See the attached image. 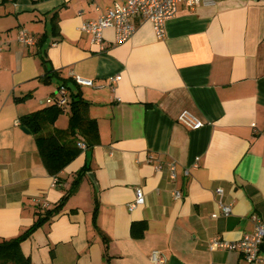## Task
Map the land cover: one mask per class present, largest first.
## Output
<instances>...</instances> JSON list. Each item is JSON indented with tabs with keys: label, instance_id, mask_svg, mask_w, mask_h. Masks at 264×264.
<instances>
[{
	"label": "crops",
	"instance_id": "crops-1",
	"mask_svg": "<svg viewBox=\"0 0 264 264\" xmlns=\"http://www.w3.org/2000/svg\"><path fill=\"white\" fill-rule=\"evenodd\" d=\"M122 1L0 0V241L31 229L84 168L60 212L20 243L28 264H155L153 251L163 264H250L209 242L237 241L252 216L264 221V0L181 5L162 39L134 19L124 43L104 29L100 50L80 27ZM53 71L73 87L71 73L92 81L78 88L99 134L56 176L21 124L56 96L57 79L44 78ZM67 126L63 113L50 129ZM136 188L144 203L130 211ZM133 223L144 224L141 237Z\"/></svg>",
	"mask_w": 264,
	"mask_h": 264
},
{
	"label": "built area",
	"instance_id": "built-area-1",
	"mask_svg": "<svg viewBox=\"0 0 264 264\" xmlns=\"http://www.w3.org/2000/svg\"><path fill=\"white\" fill-rule=\"evenodd\" d=\"M204 1L205 0H123L121 3H115L113 6L106 8L97 19L84 22L81 25L80 30L87 33L90 36L91 42L98 45L100 50L104 49L102 38V32L104 29L114 28L115 43L121 44L127 41L134 33V19L149 21L153 25L156 37L162 39L165 35V21L175 16L179 6L183 5L191 10L198 7ZM17 39L25 45H31L34 43L32 37L23 31L18 33ZM70 77L74 83L79 86L93 85L91 80L82 79L72 73L70 74ZM117 80L118 77L112 79V81ZM67 94L66 87L60 85L57 88L56 96L47 99L45 103H56L58 106H64L67 103ZM181 121L192 129H198L202 126V122L196 121L187 115H183ZM18 124L19 123L16 122V125ZM77 146L82 151L87 149V146L82 141H78ZM151 160L152 157L149 158V161ZM169 166L170 178L175 179V166L174 164H169ZM196 166L197 164L195 163L194 167ZM185 173L187 174L188 171H185ZM54 182H56V179ZM215 193L217 196H221L223 192L221 188H217ZM172 197L174 200L179 199L181 197L180 191H174ZM143 203L144 194L140 188H136L135 199L127 205L128 210L131 211ZM230 213L231 207L227 204L220 203V214L223 216H229ZM217 216V214L212 215L214 218ZM251 219L254 224L251 233L245 234L241 239L232 242L225 241L220 237L213 238L209 242L210 250L220 249L236 251L250 264H264V221H261L256 216H252ZM150 260L155 264L164 263V258L157 251H153L150 254Z\"/></svg>",
	"mask_w": 264,
	"mask_h": 264
},
{
	"label": "trees",
	"instance_id": "trees-1",
	"mask_svg": "<svg viewBox=\"0 0 264 264\" xmlns=\"http://www.w3.org/2000/svg\"><path fill=\"white\" fill-rule=\"evenodd\" d=\"M44 78L57 79L60 85L67 89V103L58 106L56 103H45L42 109L24 115L21 124L28 128L35 137L42 161L48 172L58 175L72 160H74L81 149L77 142L82 141L87 148L99 143V134L96 120L89 116V103L82 97L78 85L70 83V79L62 78L58 72L53 71L44 75ZM59 85V86H60ZM66 113L68 115V126L65 129L51 128L58 117ZM85 169L76 173L70 186L69 194L77 191ZM53 209L39 213L33 227L19 237L0 241V264H28V259L20 250V243L30 234L36 226L54 217L64 206L67 196ZM144 231L143 223L131 225L132 236L141 237Z\"/></svg>",
	"mask_w": 264,
	"mask_h": 264
},
{
	"label": "water",
	"instance_id": "water-1",
	"mask_svg": "<svg viewBox=\"0 0 264 264\" xmlns=\"http://www.w3.org/2000/svg\"><path fill=\"white\" fill-rule=\"evenodd\" d=\"M21 130H22L23 132H25V133H28V130H27L26 128H24V127H22Z\"/></svg>",
	"mask_w": 264,
	"mask_h": 264
}]
</instances>
